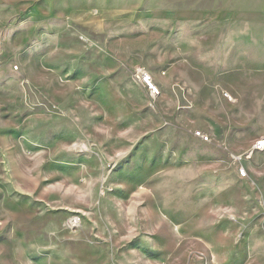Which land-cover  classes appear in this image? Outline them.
Returning a JSON list of instances; mask_svg holds the SVG:
<instances>
[{
	"label": "rangeland",
	"instance_id": "374dc122",
	"mask_svg": "<svg viewBox=\"0 0 264 264\" xmlns=\"http://www.w3.org/2000/svg\"><path fill=\"white\" fill-rule=\"evenodd\" d=\"M172 17L259 43L217 100L135 79ZM261 136L264 0H0V264H264Z\"/></svg>",
	"mask_w": 264,
	"mask_h": 264
},
{
	"label": "crops",
	"instance_id": "0c3cea01",
	"mask_svg": "<svg viewBox=\"0 0 264 264\" xmlns=\"http://www.w3.org/2000/svg\"><path fill=\"white\" fill-rule=\"evenodd\" d=\"M208 17L213 19L203 14L194 20L205 21ZM165 21L166 28L150 29L156 39L160 38V44L149 53L154 62L146 69L164 95L173 94L176 100L193 96L202 102L213 101L220 97L219 84L246 75L245 54L250 48L259 46L249 32L220 30L206 25L188 28L186 19L179 17ZM134 83L138 90L139 83L136 80ZM212 131L214 136L215 132L220 133L218 128H212ZM216 180L221 181L223 177Z\"/></svg>",
	"mask_w": 264,
	"mask_h": 264
},
{
	"label": "built area",
	"instance_id": "2783aa9c",
	"mask_svg": "<svg viewBox=\"0 0 264 264\" xmlns=\"http://www.w3.org/2000/svg\"><path fill=\"white\" fill-rule=\"evenodd\" d=\"M134 76L138 82H140L143 86L146 87L149 96L152 99H155L161 94L159 86L153 82L151 74L144 67L139 65L136 66L134 68ZM224 96L227 97L228 99H231V97L227 93H224ZM195 135H197L199 138H201L204 141H210V136L208 134H204L200 131H196ZM262 151H264V136H261L260 138L256 139L243 155L231 154V159L235 162H239L242 159H251L253 155ZM238 175L241 177H247L248 168L245 165L240 164L238 167Z\"/></svg>",
	"mask_w": 264,
	"mask_h": 264
}]
</instances>
